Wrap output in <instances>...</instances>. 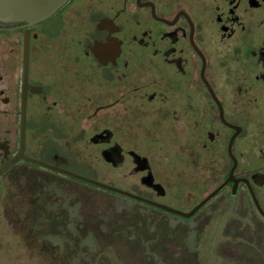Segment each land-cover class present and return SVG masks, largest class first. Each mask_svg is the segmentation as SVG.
I'll use <instances>...</instances> for the list:
<instances>
[{
	"label": "flooded vegetation",
	"instance_id": "flooded-vegetation-1",
	"mask_svg": "<svg viewBox=\"0 0 264 264\" xmlns=\"http://www.w3.org/2000/svg\"><path fill=\"white\" fill-rule=\"evenodd\" d=\"M6 187L57 264H264V0L0 20Z\"/></svg>",
	"mask_w": 264,
	"mask_h": 264
},
{
	"label": "rangeland",
	"instance_id": "rangeland-1",
	"mask_svg": "<svg viewBox=\"0 0 264 264\" xmlns=\"http://www.w3.org/2000/svg\"><path fill=\"white\" fill-rule=\"evenodd\" d=\"M11 187L0 194V264H57V258L31 243L18 224Z\"/></svg>",
	"mask_w": 264,
	"mask_h": 264
},
{
	"label": "water",
	"instance_id": "water-1",
	"mask_svg": "<svg viewBox=\"0 0 264 264\" xmlns=\"http://www.w3.org/2000/svg\"><path fill=\"white\" fill-rule=\"evenodd\" d=\"M67 0H0V20L35 23L59 9Z\"/></svg>",
	"mask_w": 264,
	"mask_h": 264
}]
</instances>
